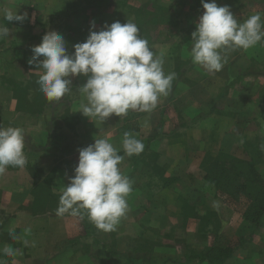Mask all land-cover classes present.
<instances>
[{
  "label": "crops",
  "instance_id": "obj_1",
  "mask_svg": "<svg viewBox=\"0 0 264 264\" xmlns=\"http://www.w3.org/2000/svg\"><path fill=\"white\" fill-rule=\"evenodd\" d=\"M136 1L0 0V26L9 28L8 37L0 39V126L22 130L27 157L25 167L9 166L0 174L3 264H264V210L258 223L249 221L244 208L206 177L207 157L227 154L247 160V149L256 143L261 153L257 169L264 172V81H233L231 63L225 81H218V72L212 78L216 81H197L208 77L204 70L190 81L182 69L183 60L188 65L190 58L175 39L196 29L186 25L181 32L170 31L178 14L159 16L160 38L157 30L145 36L163 58L165 74H175L169 95L152 112L130 110L103 123L86 117L80 112L87 103L79 91L88 79L83 75L69 77L71 91L61 100H40L43 70L29 60L42 37L51 31L62 34L73 53V45L88 38L93 21L97 32L117 21L135 23L141 0ZM162 2L156 4L170 9L177 3ZM7 10L27 18L7 21ZM166 19L169 25L163 24ZM12 67L26 88L19 99L2 92L12 81ZM128 116L136 118L132 126L125 121ZM125 132L143 142L141 154L125 155ZM102 138L124 156L119 168L133 188L126 216L108 233L93 226L87 232L75 216L56 214L62 189L74 176L78 150ZM6 247L15 255L5 254ZM210 247L221 251L212 262L203 256Z\"/></svg>",
  "mask_w": 264,
  "mask_h": 264
},
{
  "label": "clouds",
  "instance_id": "obj_2",
  "mask_svg": "<svg viewBox=\"0 0 264 264\" xmlns=\"http://www.w3.org/2000/svg\"><path fill=\"white\" fill-rule=\"evenodd\" d=\"M201 4L204 12L192 33L190 56L194 64L208 73L222 70L227 53L246 51L264 41L261 14H253L241 23L228 6H218L216 0H201ZM26 18V13L5 12L7 21L23 22ZM94 28L93 21L88 38L73 45V53L68 52L63 35L55 31L46 33L42 42L32 48L29 64L35 63L36 70H43L38 80L41 93L49 101H59L71 91L69 77L83 75L88 79L79 91L87 103L81 105L80 112L86 117H95L103 123L113 114L122 117L130 110L152 112L160 98L169 95L175 74H165L163 58L157 57L148 41L141 38L135 23L117 21L98 32ZM8 35L9 28L0 26V39ZM24 141L20 128L0 126V174L9 166H26ZM122 148L131 157L141 154L144 144L125 132ZM78 151L74 176L69 177V184L62 189L56 214L83 217L86 213L98 230L115 231L127 214V198L133 190L132 181L119 168L124 156L103 138ZM3 252L15 255L10 247Z\"/></svg>",
  "mask_w": 264,
  "mask_h": 264
},
{
  "label": "rangeland",
  "instance_id": "obj_3",
  "mask_svg": "<svg viewBox=\"0 0 264 264\" xmlns=\"http://www.w3.org/2000/svg\"><path fill=\"white\" fill-rule=\"evenodd\" d=\"M129 4L137 5L138 1L136 0H125ZM163 1H171L175 2V0H163ZM177 3H175L173 8H166L165 5H157L156 3H163L162 0H141L139 10L136 13L137 19L135 18V24L139 25L141 38L146 39V35L149 33L152 34L153 30L159 31L156 34V37L158 39L159 33L164 30H159L158 28V21L159 16L167 17L169 14H178L180 17L178 21L172 23L175 26H172V29L170 31H182L183 28L188 26L189 29H196V24L198 23L199 17L203 14L204 9L201 4V0H176ZM181 2V3H180ZM205 2H211V0H205ZM180 3V4H179ZM216 3L218 6H228L230 8V11L233 13V15L236 17L238 22H243L246 20L249 16L253 14H261L262 18H264V0H216ZM165 4V3H163ZM182 4V6H181ZM178 5V6H177ZM175 7V8H174ZM178 19V18H177ZM153 21V22H152ZM163 24H168L169 21L166 19V22ZM171 24V25H172ZM150 30V32H148ZM169 31V30H168ZM169 31V32H170ZM192 32V30H191ZM190 31L188 32V35L185 34V36L181 37L178 36L176 41V47H181L182 51L186 53V55L190 58L188 59V65L184 63V60L182 62V69L186 72L187 78L190 79V81H196L197 78H199V74L203 73L202 66L198 64H194L191 62V56H190V49H191V40L192 35ZM150 34V38H151ZM161 35V34H160ZM167 36L166 32L165 35H161L162 38H165ZM190 36V37H188ZM160 38V37H159ZM169 40L168 38H166ZM147 40V39H146ZM150 40V39H148ZM182 52V53H183ZM229 59V61H228ZM227 61L228 64L224 65L221 71L218 72L219 80L218 81H225L226 73L228 72V65L231 63L234 67H231L229 69V75L234 76L233 81H264V41H261L258 43L255 47L250 48L248 50H242L237 49L235 51H231L227 53ZM192 64V66H191ZM199 71V72H198ZM206 73L207 71L204 70ZM208 77H204V79H199L197 81H216L215 79H212L217 73H206ZM19 71H17L14 67H12V81H6V86L4 87V90L2 92L5 93H12L15 95L16 99H19L20 94H25L26 88L22 87L19 81ZM35 82V81H32ZM11 85L8 87V85ZM259 91V83H256V89L255 93ZM40 100L46 101V97L41 93ZM46 103V102H45ZM39 104V103H38ZM254 108L257 109L255 106L256 103H253ZM61 107H57V110H60ZM61 111V110H60ZM135 117L128 116V118H125V121L128 122V125L132 126L135 124ZM50 122V121H49ZM62 141V137L59 139ZM246 198L240 197L238 199H232L237 206L243 207L244 210L247 206V201L244 202ZM83 225V218L80 216H75ZM93 228H95V225L90 221L89 222ZM96 229V228H95ZM91 230V229H90ZM92 232V230H91ZM95 249L97 251H100L101 248L98 245H94ZM220 250V249H219ZM219 255H221V251L218 252Z\"/></svg>",
  "mask_w": 264,
  "mask_h": 264
},
{
  "label": "trees",
  "instance_id": "obj_4",
  "mask_svg": "<svg viewBox=\"0 0 264 264\" xmlns=\"http://www.w3.org/2000/svg\"><path fill=\"white\" fill-rule=\"evenodd\" d=\"M246 152L250 156L247 160L227 154L207 157L211 164L207 168L206 177L220 193L232 199L245 197L248 204L243 216L258 223L264 210V172L257 169L261 158L259 143L252 145ZM82 218L85 231L90 232L92 228L87 214ZM218 252L219 249L210 247L203 256L212 262L219 257Z\"/></svg>",
  "mask_w": 264,
  "mask_h": 264
}]
</instances>
